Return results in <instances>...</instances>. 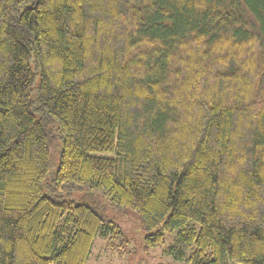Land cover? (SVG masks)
Returning <instances> with one entry per match:
<instances>
[{
    "label": "trees",
    "instance_id": "trees-1",
    "mask_svg": "<svg viewBox=\"0 0 264 264\" xmlns=\"http://www.w3.org/2000/svg\"><path fill=\"white\" fill-rule=\"evenodd\" d=\"M146 249L264 264V0H0V264Z\"/></svg>",
    "mask_w": 264,
    "mask_h": 264
},
{
    "label": "rangeland",
    "instance_id": "rangeland-1",
    "mask_svg": "<svg viewBox=\"0 0 264 264\" xmlns=\"http://www.w3.org/2000/svg\"><path fill=\"white\" fill-rule=\"evenodd\" d=\"M121 234L112 240H97L86 264H186L168 254L170 240L146 249L138 218L132 213L111 212ZM228 264H238L228 260Z\"/></svg>",
    "mask_w": 264,
    "mask_h": 264
}]
</instances>
